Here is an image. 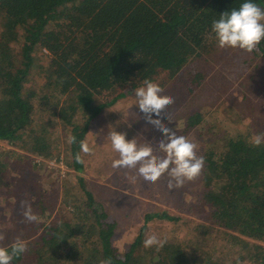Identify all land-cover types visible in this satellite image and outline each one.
I'll use <instances>...</instances> for the list:
<instances>
[{
  "label": "trees",
  "instance_id": "trees-1",
  "mask_svg": "<svg viewBox=\"0 0 264 264\" xmlns=\"http://www.w3.org/2000/svg\"><path fill=\"white\" fill-rule=\"evenodd\" d=\"M244 2L247 0H0V141L19 149L12 151V158L0 153V187L11 173L39 170L35 168L39 164L32 162L36 156H62L68 168L83 170L85 154L79 142L87 138L107 106L123 97L129 87L143 86L145 79L158 84L164 90L161 95L170 92L177 96L167 108L168 120L162 113V123L195 143L197 156L205 161L197 176L200 188L185 181L174 191L169 192L168 183L162 190L169 193L171 206L184 207L192 219L199 220L184 222L181 215L165 209L144 211L137 234L121 248L114 243L121 233L118 207L123 196L118 192L108 188L107 198L103 189L91 191L76 175L74 182L60 181V195H51L46 189L44 196L36 197L32 189L40 188V183L25 180L21 202L30 204L33 213L37 209L38 219L20 222L23 207L0 228V247H9L17 237L27 245V251L12 264H98L109 257L113 264H264V249L259 245L264 242V143L253 145V137L264 133V109L246 93L236 105L241 116L230 110L225 116L216 108L227 104L219 99L231 74L247 67L249 81L264 79V40L251 53L236 48L242 54L237 69L209 70L211 66L218 69L221 59L217 55L229 49L218 47L212 22ZM252 2L264 8V0ZM37 46L49 55V82L42 90H27L24 87ZM201 94L202 111L196 106ZM217 101L220 104L215 106ZM140 115L137 119L133 114L142 124L134 129L142 128L145 138L128 128L126 140L136 138L138 144L157 147L165 138ZM243 117H249L245 129L239 126ZM231 119L234 126L229 129ZM58 126H62L64 144ZM72 136L75 143H69ZM78 153L83 163L75 161ZM162 177L169 179L167 173ZM40 190L45 193L40 188L37 194ZM189 191L199 192L185 199ZM155 222L168 228L158 235L163 247L145 248L143 241ZM190 223L195 231L192 244L198 239L199 249L189 242H177ZM214 228L221 232L218 240L212 238L218 233ZM10 229L15 236L9 239ZM214 242L219 245L211 251L208 245Z\"/></svg>",
  "mask_w": 264,
  "mask_h": 264
},
{
  "label": "rangeland",
  "instance_id": "rangeland-1",
  "mask_svg": "<svg viewBox=\"0 0 264 264\" xmlns=\"http://www.w3.org/2000/svg\"><path fill=\"white\" fill-rule=\"evenodd\" d=\"M224 51L217 55V58L221 59L220 65L218 62V69L211 66L209 69L211 73L216 72L217 70H219V73L223 71L231 72V68H238L236 61L238 59H242V54L240 53V51L236 48L235 50H233L232 48H229L228 50L224 49ZM48 62L49 55L46 53L45 49L37 46L33 53L32 66L27 76L24 88H26L27 90H30L32 88L42 90L46 86V84L49 82V73L47 68ZM242 69L243 72L236 73V75H230V81L228 82V84H226L224 90H222L223 93L219 99L226 101L227 104L219 105L220 102L217 101V103L215 104V106L219 105L218 107H216L217 113L225 115L227 113V110H230L231 113L234 112L241 116L243 112L239 111L236 105L237 103H240V96L245 93L251 100H253L254 103L258 104L264 109L263 77L260 76L257 80V83L249 81L246 78V74L248 72L247 67H243ZM131 89L132 88L129 87L128 91L124 92L123 97H120L114 104L107 106L102 114L93 122L91 126L92 133L90 132L91 134L89 133L90 135L88 134L87 138H85L84 140L86 143H88L91 149V153L85 154L84 156V162L86 166L83 170L74 171L73 169L68 168L62 156L52 158H43L41 156H36L32 158V162L39 164V166L35 167L40 168L39 170L33 171V169H30L29 171H27V169H24V171L18 170L16 175L12 173L8 175L6 185L0 187V228L5 226V224L9 222L10 217L15 215L16 212L14 211L16 209L23 208L21 199L24 197L23 191L26 189V187H24L25 180L28 181L29 179L33 178L40 183V188H42V190H49V193H51V195L56 193L60 195L63 188L62 184L60 185V181H62L63 179H69L70 181L74 182L76 179V175L82 178L85 186L91 191L95 188H97V190L99 191L103 189L102 195L109 198L108 188H110L113 193L118 192L123 196L121 208L118 207V209H121L122 212L121 217H118L121 233L114 238V243L119 248H121L125 244L127 245L130 242V239L137 234L136 230L139 224L142 222V214L144 211L148 212L152 210L158 211L159 209H165L169 213L181 215L184 219V222H187V220H192L193 222L199 220V218H194L195 220L192 219V217L194 216L188 213L186 211V208L171 206L172 200L170 202V195H168L169 193L166 191L165 195L162 191L164 185L168 183L169 179H164V177L161 176L156 182H148L145 181L142 177L138 176L136 169L112 167V162L115 159L119 158V154L112 149L111 143L107 139V135L110 131L114 129L115 131H121L119 133L125 134L127 133L128 128H131L133 130H136L137 132H140L141 138H145L144 134L141 133L142 128L134 129L135 126L139 127L142 124L133 119V114L137 119H141L142 117L140 115V111L136 112L137 108L135 106V97ZM162 95L177 98L175 94L170 92L164 93ZM235 98L236 100H234ZM203 101L204 100H202L201 94L196 99V106L201 111L202 109H204V107L201 106ZM38 113L44 118L43 113H41L40 111H38ZM248 118L249 117H243L241 120L242 123L239 124V126H242L243 129H245L244 125H246V122H248ZM109 124L113 127H116L115 125H119L121 126V128H113L110 127ZM227 125L228 128L231 129L234 126V121L231 119V121L228 122ZM57 130L61 134L60 143L64 144L65 136H63L64 132L62 130V126H58ZM152 147L154 155L158 156V154L160 155L161 153H163L158 149V147ZM16 150L19 149L12 147L9 143L0 141V153H3L4 156L12 158L14 155L12 151ZM18 164L19 163H15L14 165L17 166ZM200 179L201 178L196 177L195 179L188 181V183L191 184V186L194 185V187L200 188ZM56 181L57 184H55ZM40 188L32 189V194H36V197L44 196V194H46V191L44 193L40 190V192L37 194ZM171 191H174V188L169 189V192ZM199 191H197L196 193L194 191H189L186 196L184 194L182 203L184 204V196L186 199L188 197V194H198ZM110 197L112 199H115L116 195L111 194ZM125 198H127V200ZM131 198L142 201L144 204L132 201ZM123 207H126L127 211L125 213L123 211ZM35 212L39 211H37L36 209ZM24 220V216L19 217L20 222H23ZM191 226L192 225L190 223V228H185L181 232V234L179 235V238L181 239L177 242H182L183 244L185 242H189L190 246H196L195 249H199L198 247H201L202 244L198 242V239H196L192 244V239L195 235V231ZM12 230L13 229H10L9 231L11 232V237H9V239L15 236V230L14 233H12ZM214 230L218 231V233H215L212 238L214 240H218L220 231L217 228H214ZM160 232L167 233L168 228L165 226H161L157 222L150 224L148 235L155 234L158 237ZM218 245V242L210 243L208 245V248L211 251H216ZM259 245H262L261 247H263L264 249V242H261Z\"/></svg>",
  "mask_w": 264,
  "mask_h": 264
},
{
  "label": "clouds",
  "instance_id": "clouds-1",
  "mask_svg": "<svg viewBox=\"0 0 264 264\" xmlns=\"http://www.w3.org/2000/svg\"><path fill=\"white\" fill-rule=\"evenodd\" d=\"M211 33L220 48H239L246 52H253L257 45L264 40V8L247 0L238 9L225 11L214 20ZM141 87L132 89L135 97V106L148 124L159 130L162 139L157 144L158 149L164 153L162 157L153 154L150 143L138 144L136 138L126 140L124 133L114 129L107 135L112 149L119 154V158L112 162L113 168L136 169L138 176L145 181L156 182L167 173L169 177L167 187H181L185 181L195 179L204 167L203 156H197V145L184 136H178L175 131L162 123L163 118L168 120L167 108L174 103L172 97L161 95L164 91L158 84L148 79L143 80ZM153 115L157 119H153ZM76 137L69 138V143H75ZM264 143V133L253 137V145ZM80 151L90 154L91 149L85 141L79 142ZM77 163H83L79 153L75 156ZM138 166V167H137ZM24 207L22 215L26 222H35L38 217L32 212L30 204L21 202ZM3 237L0 236V240ZM145 248L153 246L163 247V241L155 234L148 235L143 241ZM27 251L26 243L19 237L9 247H0V264H12ZM98 264H113L112 259L104 258Z\"/></svg>",
  "mask_w": 264,
  "mask_h": 264
}]
</instances>
